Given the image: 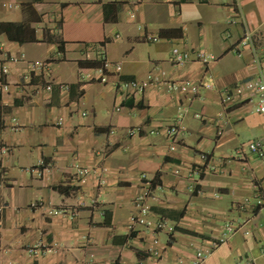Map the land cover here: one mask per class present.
Masks as SVG:
<instances>
[{"label":"crops","instance_id":"crops-1","mask_svg":"<svg viewBox=\"0 0 264 264\" xmlns=\"http://www.w3.org/2000/svg\"><path fill=\"white\" fill-rule=\"evenodd\" d=\"M0 22L35 36L0 34V64L23 56L0 94V264H190L221 238L199 264H264V157L241 144L264 150V113L220 99L264 73V0H0ZM245 28L260 67L239 53ZM173 47L216 59L176 65ZM34 61L44 66L29 71ZM149 76L142 92L121 86ZM163 80L198 90L170 93ZM145 189L151 224H133Z\"/></svg>","mask_w":264,"mask_h":264},{"label":"built area","instance_id":"built-area-1","mask_svg":"<svg viewBox=\"0 0 264 264\" xmlns=\"http://www.w3.org/2000/svg\"><path fill=\"white\" fill-rule=\"evenodd\" d=\"M130 17H134V12H130ZM151 40L155 41L157 38L151 37ZM239 53L243 50H249L252 55L253 63L260 67L261 57L257 52L255 45L254 32L245 28L242 32L241 38L239 40ZM194 57L196 61L200 62L203 65H208L211 62L215 61L216 57L211 52H208L204 49H195L189 50L186 48L173 47L171 50V59L176 65H183L191 57ZM23 59V56H10L7 61L0 64V94L10 91L11 84L7 79V74L9 71L8 64L9 62H18ZM29 71H35L36 69H41L44 66L43 62L34 61L28 63ZM116 69L119 70L120 66L116 65ZM151 76L148 80L137 81V80H128L121 82V86L124 89H131L133 91L142 92L146 89L147 86L151 84ZM53 84V83H52ZM52 84L46 86L47 90L51 89ZM162 86L170 93H186L192 92L196 93L198 90V85L190 81H179V80H163L161 81ZM59 87L62 91L68 90L66 84H59ZM220 99L223 108L227 109L228 107L242 104L244 107L256 114L264 113V73L263 71L257 72V75H252L233 86H226L220 91ZM198 116V115H197ZM178 124L170 125L166 132L167 136L171 140L170 148L173 149L176 145L177 134L181 131ZM138 127L131 128L129 134H135L139 132ZM249 151L256 156L258 159L264 157V150L262 143L258 140H250L247 143ZM88 170L86 168L80 167L77 169V175L80 177V182H85ZM149 195V190L145 189L137 197V214L131 216V223H139L150 225L151 223L146 220L145 216L150 211V206L147 203V197ZM1 213V208H0ZM164 222L157 221L153 228H164ZM224 229L227 233L233 234L237 228H233L231 223H227L224 226ZM224 238H221L218 242H214L212 247H209L208 250L201 251L197 250L195 254V260L190 264H199L203 261L207 255H209L212 249L216 248L219 243H222ZM249 264V263H247Z\"/></svg>","mask_w":264,"mask_h":264},{"label":"trees","instance_id":"trees-1","mask_svg":"<svg viewBox=\"0 0 264 264\" xmlns=\"http://www.w3.org/2000/svg\"><path fill=\"white\" fill-rule=\"evenodd\" d=\"M26 9L32 12L31 5H26ZM34 21H39V17L32 16ZM5 33L9 40L16 41L18 43H24L28 41H35L34 29L30 26V23H14V22H0V34ZM46 41H52L59 44V49L62 47V41L58 36L46 35ZM57 190H61L60 186L55 187Z\"/></svg>","mask_w":264,"mask_h":264},{"label":"rangeland","instance_id":"rangeland-1","mask_svg":"<svg viewBox=\"0 0 264 264\" xmlns=\"http://www.w3.org/2000/svg\"><path fill=\"white\" fill-rule=\"evenodd\" d=\"M247 143H248V141H242L241 144L245 147V146L247 145ZM242 145H241V146H242Z\"/></svg>","mask_w":264,"mask_h":264}]
</instances>
